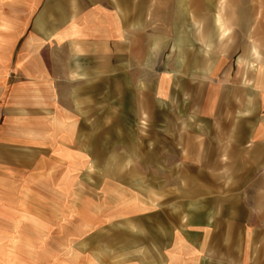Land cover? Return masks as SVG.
Masks as SVG:
<instances>
[{"label":"crops","instance_id":"crops-1","mask_svg":"<svg viewBox=\"0 0 264 264\" xmlns=\"http://www.w3.org/2000/svg\"><path fill=\"white\" fill-rule=\"evenodd\" d=\"M0 264H264V0H0Z\"/></svg>","mask_w":264,"mask_h":264},{"label":"rangeland","instance_id":"rangeland-1","mask_svg":"<svg viewBox=\"0 0 264 264\" xmlns=\"http://www.w3.org/2000/svg\"><path fill=\"white\" fill-rule=\"evenodd\" d=\"M146 124H144V126H145Z\"/></svg>","mask_w":264,"mask_h":264}]
</instances>
